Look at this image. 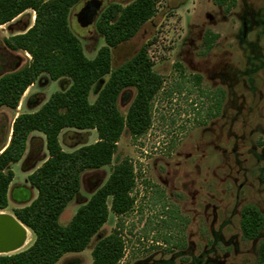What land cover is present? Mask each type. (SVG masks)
I'll list each match as a JSON object with an SVG mask.
<instances>
[{"label":"rangeland","instance_id":"1","mask_svg":"<svg viewBox=\"0 0 264 264\" xmlns=\"http://www.w3.org/2000/svg\"><path fill=\"white\" fill-rule=\"evenodd\" d=\"M131 1L83 0L73 7L69 26L88 59L105 45L95 27L100 13L111 3L125 6ZM154 2L152 19L133 39L112 50L115 68L144 47L153 71L162 76L152 125L138 139L125 130L111 164L82 174L80 191L60 224L66 226L113 167L128 159L135 171V208L120 219L126 249L119 264H256L264 229L256 239H246L240 218L244 207L254 206L264 219V0ZM96 5L97 13L85 19L88 7ZM34 16L29 10L15 23L0 26V76L30 61L28 54L8 50L4 39L28 29ZM193 76L201 77L199 85ZM107 79L91 91V103ZM69 84L43 74L16 110L1 107L0 147L8 143L17 113L39 109ZM134 95L131 88L119 96L117 107L123 116ZM96 141L95 131L66 129L60 134L65 152ZM45 146L42 137L33 139L22 162L11 165L14 180L8 207L0 213L13 216V210L29 203L27 190L20 189L27 198L23 205L16 204L12 194L29 184L30 173L48 157ZM30 193L31 199L37 196L34 188ZM118 222L109 214L87 249L66 254L56 264H91L94 244L111 234ZM33 242L31 233L21 251ZM9 255L13 254L0 256Z\"/></svg>","mask_w":264,"mask_h":264},{"label":"trees","instance_id":"2","mask_svg":"<svg viewBox=\"0 0 264 264\" xmlns=\"http://www.w3.org/2000/svg\"><path fill=\"white\" fill-rule=\"evenodd\" d=\"M83 0H0V26L32 10L33 25L24 33L4 39L10 51H22L30 61L19 70L0 76V108L16 110L26 90L41 75L52 81L67 79V88L55 92L35 112L16 116L9 142L0 147V211L8 207V192L14 174L11 165L25 154L29 135L43 134L48 158L28 176L37 190L27 206L13 210V216L34 236V242L19 253L0 256V264H56L64 255L81 253L107 223L109 214L119 219L114 231L98 238L91 251V264H119L125 255L120 219L135 208V171L130 160L116 164L106 182L79 207L63 226L60 217L78 195L81 176L111 164L117 144L127 130L133 138L144 136L152 125L153 101L164 80L155 73L144 47L113 68L112 50L130 41L155 13L154 0H132L123 6L109 4L99 15L96 31L105 45L88 59L79 38L69 26L74 6ZM223 3L225 0H218ZM210 42V40H208ZM176 68L180 66L175 65ZM108 77L89 101L91 91ZM196 85L200 76H193ZM135 89L123 116L117 100L122 91ZM95 131L97 141L65 152L59 142L63 130ZM264 183V170L261 175ZM240 226L246 239L254 240L264 229V219L254 206L241 211ZM256 264H264V241Z\"/></svg>","mask_w":264,"mask_h":264},{"label":"water","instance_id":"3","mask_svg":"<svg viewBox=\"0 0 264 264\" xmlns=\"http://www.w3.org/2000/svg\"><path fill=\"white\" fill-rule=\"evenodd\" d=\"M99 6H90L84 13L85 19H90L97 13ZM25 228L15 217H0V255L17 251L25 239Z\"/></svg>","mask_w":264,"mask_h":264},{"label":"crops","instance_id":"4","mask_svg":"<svg viewBox=\"0 0 264 264\" xmlns=\"http://www.w3.org/2000/svg\"><path fill=\"white\" fill-rule=\"evenodd\" d=\"M27 11H29V10H27ZM31 11H32V10H31ZM24 13H26V12H24ZM24 13L21 14L20 16H18V17H22V15H24ZM18 17H17V18H18ZM17 18H16V19H17ZM16 19H14L13 22H11V23H15V22H16V21H15ZM14 21H15V22H14ZM32 23H34V17H33V21H32ZM9 25H10V24H9ZM32 25H33V24H32ZM32 25H31V26H32ZM31 26H30V27H31ZM30 27H29V28H30ZM29 28H28V29H29ZM26 30H27V29H26ZM26 30H25V31H26ZM25 31H23L22 33H24ZM20 34H21V33H20ZM13 35H17V34H11V36H13ZM37 110H38V109H37ZM37 110H35V111H37ZM35 111H33V112H35ZM33 112H30V113H33ZM18 114H19V113H17V116H18ZM37 133H38V134H37ZM40 134H41V133H40ZM40 134H39V132H33V133H31V134L29 135V138H28V141H27L26 151H27V148H28V145L30 144V142H31L33 139H36V138H38V137H42V139H44V145H46L45 137L43 136V134H42V136H39ZM9 139H10V136H9ZM9 139H8V142H9ZM59 142H60V135H59ZM60 145H61V144H60ZM45 147H46V146H45ZM26 151H25V154H26ZM71 152H72V151H71ZM25 154H24V155H25ZM23 158H24V156H23ZM23 158H22V159H23ZM47 158H48V157H47ZM47 158H46V159H47ZM22 159H21V162H22ZM46 159H45V160H46ZM45 160H44V161H45ZM44 161H43V162H44ZM43 162H42V163H43ZM41 165H42V164H41ZM41 165H40V166H41ZM40 166H39V167H40ZM39 167H38V168H39ZM36 169H37V168H36ZM36 169H35V170H36ZM35 170H34V171H35ZM34 171H33V172H34ZM33 172H31L30 174H32ZM13 180H14V179H13ZM12 184H13V181H12L10 187L12 186ZM20 189L27 190V191L29 192V194H30V196H29V200L26 198V199H27L26 202H29V203H27V205H29V204H30V203L36 198V196H35L34 199H31V193H30V190H32L33 187H32L30 184H27V185H25V186L18 187V188H17V191L20 192ZM34 189H35V188H34ZM21 192H23V191H21ZM26 199H25V200H26ZM30 199H31V200H30ZM25 200H24V201H20V200L16 199V200H14V201H15L16 204H22V205H23L24 202H25ZM27 205H23V206H21V207H24V206H27ZM21 207H20V208H21ZM13 217H14V216H13ZM23 226H24V225H23ZM24 227H25V226H24ZM25 228H26V227H25ZM27 230H28V229H27ZM28 231H29V230H28ZM29 233L31 234L30 231H29Z\"/></svg>","mask_w":264,"mask_h":264},{"label":"bare ground","instance_id":"5","mask_svg":"<svg viewBox=\"0 0 264 264\" xmlns=\"http://www.w3.org/2000/svg\"><path fill=\"white\" fill-rule=\"evenodd\" d=\"M0 217H8V218H11L12 216L11 215H7V214L0 213ZM23 230H24V234H25V239H24V242H23L22 246L17 251H14V252H11V253H8V254L17 253V252L21 251L23 248H25L27 246V244L29 242L30 233L27 230V228H23Z\"/></svg>","mask_w":264,"mask_h":264},{"label":"flooded vegetation","instance_id":"6","mask_svg":"<svg viewBox=\"0 0 264 264\" xmlns=\"http://www.w3.org/2000/svg\"><path fill=\"white\" fill-rule=\"evenodd\" d=\"M12 198H13V200L18 199V200H20V201H24V200L26 199V196H23V195L21 194V192L15 191V192H13V194H12Z\"/></svg>","mask_w":264,"mask_h":264}]
</instances>
